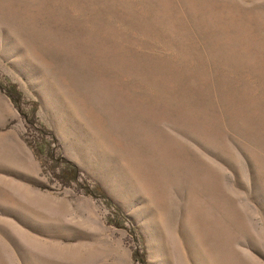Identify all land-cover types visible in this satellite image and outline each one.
<instances>
[{"label": "rangeland", "instance_id": "rangeland-1", "mask_svg": "<svg viewBox=\"0 0 264 264\" xmlns=\"http://www.w3.org/2000/svg\"><path fill=\"white\" fill-rule=\"evenodd\" d=\"M0 264H264V0H0Z\"/></svg>", "mask_w": 264, "mask_h": 264}, {"label": "trees", "instance_id": "trees-1", "mask_svg": "<svg viewBox=\"0 0 264 264\" xmlns=\"http://www.w3.org/2000/svg\"><path fill=\"white\" fill-rule=\"evenodd\" d=\"M7 95L10 97V99L15 103L18 104V101L20 100V93L17 91L16 87L13 85L11 86L8 90H6ZM22 114L25 116V114L22 112ZM36 153L38 154V151L36 150ZM70 164V163H69ZM71 165V164H70ZM74 166V165H73ZM71 171H73L74 176L73 178L76 177V169L73 167L72 169H70ZM65 173V169L62 171ZM97 189L99 190L100 188L97 187Z\"/></svg>", "mask_w": 264, "mask_h": 264}]
</instances>
